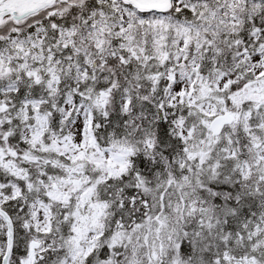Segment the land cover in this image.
I'll use <instances>...</instances> for the list:
<instances>
[{
  "label": "snow or ice",
  "instance_id": "snow-or-ice-1",
  "mask_svg": "<svg viewBox=\"0 0 264 264\" xmlns=\"http://www.w3.org/2000/svg\"><path fill=\"white\" fill-rule=\"evenodd\" d=\"M0 264H264V0H0Z\"/></svg>",
  "mask_w": 264,
  "mask_h": 264
}]
</instances>
